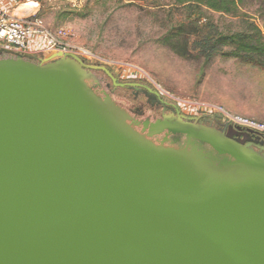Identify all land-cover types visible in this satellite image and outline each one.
Instances as JSON below:
<instances>
[{
  "label": "water",
  "instance_id": "95a60500",
  "mask_svg": "<svg viewBox=\"0 0 264 264\" xmlns=\"http://www.w3.org/2000/svg\"><path fill=\"white\" fill-rule=\"evenodd\" d=\"M93 71L0 48V264H264V135L123 83L171 112L138 131Z\"/></svg>",
  "mask_w": 264,
  "mask_h": 264
},
{
  "label": "rangeland",
  "instance_id": "374dc122",
  "mask_svg": "<svg viewBox=\"0 0 264 264\" xmlns=\"http://www.w3.org/2000/svg\"><path fill=\"white\" fill-rule=\"evenodd\" d=\"M27 1L37 6L19 14L36 12L51 28L65 29L70 43L105 60L119 78L157 86L165 99L190 103L184 109L191 114L198 113L193 103H207L264 121L262 67L243 63L231 45L209 61L178 53L212 25L231 34L253 23L264 33V0H244L237 16L204 10L200 18L195 9L184 29L186 10L174 0H17Z\"/></svg>",
  "mask_w": 264,
  "mask_h": 264
},
{
  "label": "built area",
  "instance_id": "2783aa9c",
  "mask_svg": "<svg viewBox=\"0 0 264 264\" xmlns=\"http://www.w3.org/2000/svg\"><path fill=\"white\" fill-rule=\"evenodd\" d=\"M18 7L17 0H0V48L10 49L21 55L33 54L39 57L57 52L74 54L87 64L107 66L105 60L95 55L91 50L70 43L65 29L51 28L36 12L17 14L16 8ZM100 62H103V64ZM155 87L159 91L158 87ZM174 103L182 112L191 114V112L184 109V105L190 103L179 100ZM193 105L197 108L198 113H220L228 121L264 135V122L241 114L231 113L221 107L207 103H193Z\"/></svg>",
  "mask_w": 264,
  "mask_h": 264
},
{
  "label": "trees",
  "instance_id": "16d2710c",
  "mask_svg": "<svg viewBox=\"0 0 264 264\" xmlns=\"http://www.w3.org/2000/svg\"><path fill=\"white\" fill-rule=\"evenodd\" d=\"M174 3L186 10L184 20L179 24V27L184 29L185 21L190 18L195 9L200 18H204V10L237 16L244 5V0H174ZM249 26L248 31L226 34L219 31L218 26L212 25L206 33L191 39L189 46L181 47L182 50L178 53L184 57L195 53L197 57L209 61L221 52L223 46L231 45L235 47L232 54L239 57L243 63L264 69V33L253 23Z\"/></svg>",
  "mask_w": 264,
  "mask_h": 264
},
{
  "label": "flooded vegetation",
  "instance_id": "af4514ba",
  "mask_svg": "<svg viewBox=\"0 0 264 264\" xmlns=\"http://www.w3.org/2000/svg\"><path fill=\"white\" fill-rule=\"evenodd\" d=\"M109 68L108 66H106ZM110 69V68H109ZM111 70V69H110ZM112 73L116 77V83H114L104 72L102 71H93L90 80L88 81L92 89L99 95L110 96L118 105L124 108L135 123V127L138 131H142L145 123L150 124L156 121L167 120L170 117L169 111H163L162 106L154 103L153 101L147 102V98L140 91L139 88H124L121 87L123 83H145L141 80H125L119 78L113 70ZM164 98V96L162 95ZM183 115H196V114H187L180 110ZM163 135L154 136L152 139L156 144H160L163 140ZM166 145H174L176 147H181L184 145V141L181 138L180 141L174 142V137L169 136Z\"/></svg>",
  "mask_w": 264,
  "mask_h": 264
},
{
  "label": "bare ground",
  "instance_id": "6f19581e",
  "mask_svg": "<svg viewBox=\"0 0 264 264\" xmlns=\"http://www.w3.org/2000/svg\"><path fill=\"white\" fill-rule=\"evenodd\" d=\"M37 6L35 1H27L26 3L21 4L19 7L20 10L26 11L30 9H34Z\"/></svg>",
  "mask_w": 264,
  "mask_h": 264
},
{
  "label": "crops",
  "instance_id": "0c3cea01",
  "mask_svg": "<svg viewBox=\"0 0 264 264\" xmlns=\"http://www.w3.org/2000/svg\"><path fill=\"white\" fill-rule=\"evenodd\" d=\"M20 6H21V5H20ZM20 6H19V7H20ZM19 7H18V8H16V13H17V14H19V13L17 12V11L19 10ZM27 14H31V13H27ZM49 55H50V54H49ZM49 55H48V56H49ZM40 57H42V56H40ZM44 57H47V55H46V56H44ZM261 122H264V121H261Z\"/></svg>",
  "mask_w": 264,
  "mask_h": 264
}]
</instances>
